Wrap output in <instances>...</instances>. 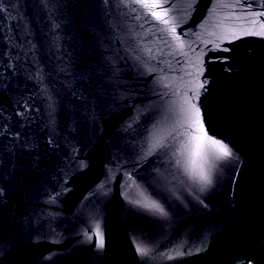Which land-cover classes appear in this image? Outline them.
Instances as JSON below:
<instances>
[{"label":"water","instance_id":"1","mask_svg":"<svg viewBox=\"0 0 264 264\" xmlns=\"http://www.w3.org/2000/svg\"><path fill=\"white\" fill-rule=\"evenodd\" d=\"M0 264H264V0H0Z\"/></svg>","mask_w":264,"mask_h":264}]
</instances>
